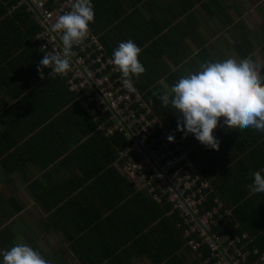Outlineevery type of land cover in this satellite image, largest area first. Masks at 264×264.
<instances>
[{
  "label": "crops",
  "instance_id": "0c3cea01",
  "mask_svg": "<svg viewBox=\"0 0 264 264\" xmlns=\"http://www.w3.org/2000/svg\"><path fill=\"white\" fill-rule=\"evenodd\" d=\"M91 2L94 19L89 29L110 56L120 41L131 39L140 48L138 60L145 71L133 78L137 92L156 87L154 98L159 99L181 75L195 71L204 61L227 55L247 56L264 64V0ZM261 70L264 72V67ZM14 100L8 98L5 105L0 104V131L6 127L4 119H9L4 111ZM169 107L160 101L158 109L165 112H157L167 121L171 135H177L178 140L174 139L181 149H204L196 139H188L194 138L191 133L182 135L176 129L179 113ZM64 114L57 111L35 126L36 119L42 116L21 111L16 126L6 129L19 140L0 157V249L25 243L38 251L47 264H158L147 253L154 254L157 241L166 237L168 245H178L177 258L173 262L163 257L161 263L202 264L185 242L182 246V235L180 239L169 233L172 226L163 216H156L149 194L129 175L119 173L122 181L114 185L115 192L105 191V185H89L90 181L74 186L81 179L80 152L76 153L75 144L54 156L65 148V139L60 138L65 133ZM59 116L61 122L57 120ZM31 127L34 129L26 133ZM42 127L48 135L38 134ZM48 131L60 137L52 138ZM247 132L262 133L251 128L228 129L219 122L213 129L219 142L217 157L221 145H230L227 136ZM87 135H91L90 130ZM26 139L32 144L23 145ZM83 149L82 155H91V147ZM194 163L198 168V162ZM110 185L109 181L107 186ZM131 185L133 189L124 192ZM59 197L62 199L58 205L50 207ZM139 227L141 231L136 230ZM160 253L164 254V246Z\"/></svg>",
  "mask_w": 264,
  "mask_h": 264
},
{
  "label": "trees",
  "instance_id": "16d2710c",
  "mask_svg": "<svg viewBox=\"0 0 264 264\" xmlns=\"http://www.w3.org/2000/svg\"><path fill=\"white\" fill-rule=\"evenodd\" d=\"M7 3L5 0H0V104L5 105L8 98L15 100L13 105L6 112L4 111L9 119H4L3 125L5 124L6 127L0 131V157L16 143V139L19 140L6 129L16 126L21 111L42 116L36 119L37 124L35 126L44 123L47 117L54 115L57 111L64 112L65 119L62 123L65 126V133L61 134L62 137L55 131H48L52 138L56 136L65 139V148L57 150L54 156L75 144L76 153L80 152L78 167L81 170V179H78L79 183L74 186L90 181L89 185L97 183L100 188L105 185L107 188L105 191L115 192L116 187L114 185L122 180L119 178L121 172L115 167L114 161L117 149L124 146V141L118 133L105 136L97 130V123L92 119L91 114L84 110L76 100V94L67 88L63 79L57 74L49 75L50 69L47 67L41 68L43 77L38 74L36 64L42 57L31 42L38 28L23 8L16 7V9L9 11L8 5L10 6L11 2ZM106 51L109 54L108 49ZM261 75H264L262 70ZM155 92H158L156 87L140 93L145 103L152 110L161 112L163 110L158 109L160 101L158 98H154ZM61 119L62 116L57 118L60 122ZM84 121L87 122L86 125L83 123ZM33 129L32 127L29 128L26 133H30ZM46 130L42 127L38 134L41 136L42 134L48 135ZM89 130L91 135L88 136ZM263 133L252 135V132H247L227 136V142L230 145H221L218 157L215 150H209V147L205 145L203 146L204 149H194L187 152L191 161L198 162L199 169H197L201 179L209 182V187L204 189L206 200L203 207L207 209L220 203L219 210L221 213L229 209L230 214L224 215L219 221L225 222L222 227L223 232L229 237L240 236L245 233V237H242L238 244L240 243L242 247L249 250L256 248L259 252H264V193L252 192L250 194L249 186L252 182L253 172L264 169ZM172 135L178 140L176 134L173 133ZM179 136L181 137V135ZM32 138L34 139L33 136ZM188 139L195 141V138L190 137ZM25 141L23 145L32 144L29 139ZM35 143L37 140H34ZM48 143L52 144V140L49 139ZM88 146L91 147V155H82L83 148ZM109 181L111 185L107 186ZM125 186L127 185L125 184ZM132 189V185L125 187L124 192ZM67 193H70V190ZM65 195L67 194L63 196ZM103 196L101 195V197ZM62 197L57 198L49 206L56 207ZM121 197L123 195L117 198L120 199ZM149 199L154 203L157 210L156 216H163L168 225L172 226V228L169 227V233L177 234L182 239L181 228L176 226L174 213L167 214L169 206L160 205L151 197ZM47 209L50 208L47 207ZM141 229L142 227H139L136 230L141 231ZM170 237L169 234L168 238ZM165 241H167L166 237L157 241L154 254L152 252L147 253L153 263L164 264L161 263L163 257L173 262L177 258L176 249L178 245H168ZM162 246H164V254L160 253ZM187 248L189 247L187 246ZM204 250L207 249L201 248V251ZM254 257L252 255L250 258ZM199 259L202 263V259Z\"/></svg>",
  "mask_w": 264,
  "mask_h": 264
},
{
  "label": "built area",
  "instance_id": "2783aa9c",
  "mask_svg": "<svg viewBox=\"0 0 264 264\" xmlns=\"http://www.w3.org/2000/svg\"><path fill=\"white\" fill-rule=\"evenodd\" d=\"M5 2H11L9 11L23 8L38 28L31 42L41 57L42 45L46 51L54 49L63 55L59 33L52 31L51 25L58 15L70 10L73 0ZM67 58L70 70L57 75L91 114L97 130L105 136L118 133L124 141L117 149L115 167L133 178L155 202L169 206L167 214L174 213L186 246L202 264H264V252L238 244L245 233L229 237L223 232L225 222L219 221L230 210L221 213L220 203L203 207L209 182L201 179L197 166L174 137L167 139L171 133L161 114L145 103L140 92L123 87V78L98 36L89 29ZM252 255L255 257L250 258Z\"/></svg>",
  "mask_w": 264,
  "mask_h": 264
},
{
  "label": "clouds",
  "instance_id": "9594fccd",
  "mask_svg": "<svg viewBox=\"0 0 264 264\" xmlns=\"http://www.w3.org/2000/svg\"><path fill=\"white\" fill-rule=\"evenodd\" d=\"M94 19L91 0H73L69 11L57 16L51 30L59 33L63 55L54 49L46 51L36 64L43 77L42 67L50 69L49 75L64 74L70 70L68 54L88 33ZM140 48L133 40L118 42L112 51V64L120 72L122 85L134 92L133 78L145 71L138 60ZM260 61L247 56L227 55L223 59L200 63L195 71L181 75L169 91L160 94L164 106L179 113L176 129L182 135L191 133L201 144L213 150L218 140L213 129L218 121L228 129L251 128L264 132V75ZM169 141L173 136L167 137ZM249 190L264 193V169L252 174ZM0 264H47L41 254L25 243H16L0 249Z\"/></svg>",
  "mask_w": 264,
  "mask_h": 264
}]
</instances>
